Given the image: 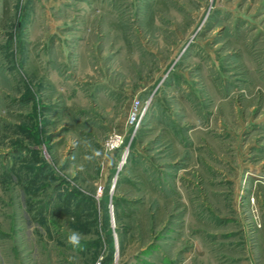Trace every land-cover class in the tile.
I'll return each mask as SVG.
<instances>
[{
  "label": "rangeland",
  "instance_id": "obj_1",
  "mask_svg": "<svg viewBox=\"0 0 264 264\" xmlns=\"http://www.w3.org/2000/svg\"><path fill=\"white\" fill-rule=\"evenodd\" d=\"M0 264H264V0H0Z\"/></svg>",
  "mask_w": 264,
  "mask_h": 264
},
{
  "label": "built area",
  "instance_id": "obj_2",
  "mask_svg": "<svg viewBox=\"0 0 264 264\" xmlns=\"http://www.w3.org/2000/svg\"><path fill=\"white\" fill-rule=\"evenodd\" d=\"M142 103L140 100L134 99L130 105V108L127 113V122L131 126H137L139 120L141 119L142 113ZM122 137L115 135L112 139L107 142V147L115 148L121 143Z\"/></svg>",
  "mask_w": 264,
  "mask_h": 264
},
{
  "label": "clouds",
  "instance_id": "obj_3",
  "mask_svg": "<svg viewBox=\"0 0 264 264\" xmlns=\"http://www.w3.org/2000/svg\"><path fill=\"white\" fill-rule=\"evenodd\" d=\"M83 239L82 235L78 232H71L67 236V243L71 244L74 247H79L81 240Z\"/></svg>",
  "mask_w": 264,
  "mask_h": 264
},
{
  "label": "water",
  "instance_id": "obj_4",
  "mask_svg": "<svg viewBox=\"0 0 264 264\" xmlns=\"http://www.w3.org/2000/svg\"><path fill=\"white\" fill-rule=\"evenodd\" d=\"M241 16H242L243 18H246V19H248V20H251V17H249L248 15H245L244 13H242Z\"/></svg>",
  "mask_w": 264,
  "mask_h": 264
},
{
  "label": "trees",
  "instance_id": "obj_5",
  "mask_svg": "<svg viewBox=\"0 0 264 264\" xmlns=\"http://www.w3.org/2000/svg\"><path fill=\"white\" fill-rule=\"evenodd\" d=\"M69 214H71V212H67V216H70Z\"/></svg>",
  "mask_w": 264,
  "mask_h": 264
}]
</instances>
